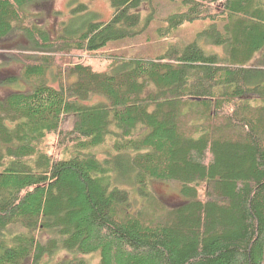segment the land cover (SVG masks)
Listing matches in <instances>:
<instances>
[{
    "label": "trees",
    "instance_id": "obj_1",
    "mask_svg": "<svg viewBox=\"0 0 264 264\" xmlns=\"http://www.w3.org/2000/svg\"><path fill=\"white\" fill-rule=\"evenodd\" d=\"M38 1L0 0L30 87L0 101V264H264V0H109L107 22L77 4L55 39L25 23ZM153 1L186 8L161 38L211 24L157 57L103 54Z\"/></svg>",
    "mask_w": 264,
    "mask_h": 264
},
{
    "label": "rangeland",
    "instance_id": "obj_2",
    "mask_svg": "<svg viewBox=\"0 0 264 264\" xmlns=\"http://www.w3.org/2000/svg\"><path fill=\"white\" fill-rule=\"evenodd\" d=\"M77 4H84L87 7V12L95 15V21L107 22L111 18L112 9L109 0H41L23 8V11L28 15L25 23L27 26L34 25L42 29L51 39H55L62 32V25L66 24V27L78 25L77 19L71 13ZM215 8L212 7L213 11ZM185 10V6L180 2L153 1L151 5H143L139 9L141 18L145 19L148 15H153L149 26L133 39L109 44L103 54L123 53L126 58L138 55L157 57L171 45H185L194 42L196 35L210 26V21L186 23L173 30L167 37H159L160 32H163L168 26L167 19L171 15L182 13ZM91 18V16H87L85 20ZM92 21L90 20V22ZM217 25L220 27L221 23L218 22ZM200 45L208 47L203 43ZM28 46V41L21 33L13 32L8 37L0 39V101L14 91L30 89L20 77L21 64L7 63L5 57L1 56L3 53H15ZM214 51L221 53V50L216 48ZM9 77H16L18 80L10 85L3 84L2 81ZM51 84L57 87L55 81ZM47 139L46 142L51 147V155L59 157V151L55 148L56 137L50 136ZM149 189L167 206H173L180 202L177 195V184L152 182ZM200 197H202V193H200Z\"/></svg>",
    "mask_w": 264,
    "mask_h": 264
}]
</instances>
